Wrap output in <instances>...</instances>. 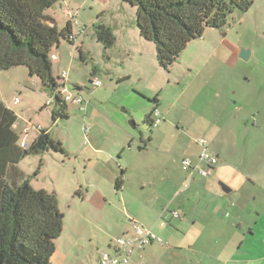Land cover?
I'll return each instance as SVG.
<instances>
[{"label":"rangeland","instance_id":"obj_1","mask_svg":"<svg viewBox=\"0 0 264 264\" xmlns=\"http://www.w3.org/2000/svg\"><path fill=\"white\" fill-rule=\"evenodd\" d=\"M89 4L94 8L86 5L81 10L70 6L73 12L71 19L74 18L75 30L78 32L75 34L76 45L83 46L88 59L81 57V50L76 49L75 45L66 40L61 42L67 56L62 70L69 71L66 91L72 96L78 94L73 79L85 84L87 92H92V95H88L93 99L86 103L88 111L86 108L81 111L70 106V118H62L55 123L52 117L55 105L50 104L55 99L44 90L38 77L31 76L26 67L0 72V100L17 114L15 130L21 139L24 140L28 132L26 140L31 142L36 134L39 135L37 128L41 127L51 131L53 138L60 141L67 151V155L54 151L32 155L21 161L19 167L32 179L34 188L59 193L68 222L76 213V205L72 204L69 210L68 201L74 202L75 190L81 182L94 177L86 164L88 148L92 144L106 143L119 146L124 141V133L114 120L124 121L136 139L140 140L142 134L148 140L154 137L153 146L162 153L159 156L148 155L146 159L161 162L162 165L168 162L172 173L181 175L183 172L175 154L183 153L185 142L205 135L203 118L214 117V113L224 110L226 106L225 97L223 94L218 96L215 84L226 81L236 86L238 93L233 88L229 95L232 99L229 111L235 109L237 100L241 101L243 118L250 116L252 119L257 108L264 111V92H261V87L252 77L256 70L264 79V48L257 44L256 59L243 61L239 55L237 59L233 57L235 50L245 48L240 45L241 40L244 43L255 39L263 41L264 0H254L253 7L243 19L242 14L236 12L223 29H208L202 38L188 45L169 70L159 65L155 45L141 36L135 7L124 0H91ZM62 5L65 9L69 6L68 2L56 3L60 15L64 12ZM93 24L106 25L112 29L116 38L114 47L106 49L99 42ZM59 68L60 61L54 62L56 77ZM94 71L103 86L97 88L91 83ZM208 83L209 87L206 86ZM157 104H160L161 114L163 112L166 116L161 132L160 128L153 127L147 121L148 114ZM132 121L136 128L132 127ZM179 125L181 129H178ZM233 142L232 147L231 143L223 142L227 144L225 147L230 148L227 149V159L232 166L253 170L257 168V165H253L255 161H264V126L252 132L244 131L241 136L237 133ZM119 150L121 152L122 149ZM126 157L133 158L128 153ZM245 157L249 163L243 166L241 162ZM249 164L252 165L248 167ZM223 184L226 185L225 182ZM163 240L162 244H158L160 248L172 246L165 238ZM199 242L192 247L186 244L179 251L184 264L223 262L219 256V251L223 250L221 245L216 241L212 244L204 240ZM252 245L255 251V243ZM254 251L253 254L257 255L258 252ZM156 253L162 259L160 264H173L176 261L170 251L161 248ZM223 254L227 259L231 256L228 251Z\"/></svg>","mask_w":264,"mask_h":264},{"label":"crops","instance_id":"obj_2","mask_svg":"<svg viewBox=\"0 0 264 264\" xmlns=\"http://www.w3.org/2000/svg\"><path fill=\"white\" fill-rule=\"evenodd\" d=\"M60 1L64 4L68 2L69 5L66 9L64 5L61 6L63 15L59 14L56 4L47 14L60 29L71 22L75 35L78 32L76 33L74 22L69 15H73L70 6L81 10L86 5L94 8L89 4L91 0H59L56 3ZM244 15L245 13H242L241 19ZM259 37L260 35L257 38ZM239 43L251 50L249 60L256 59L257 44L264 48V38L262 42L255 39L247 43L241 40ZM61 45L62 43L54 49L57 56L54 62L60 61L59 77L62 73H69L62 70L67 56ZM74 45L87 60L83 46L76 45V41ZM240 50L233 52L234 58H238ZM72 52L74 53V50ZM255 61L258 66V61ZM255 71L251 76L256 79L261 92H264V79ZM92 78L91 75V83ZM121 79L125 80L124 77ZM73 81L76 87H80L77 95H82L86 103L92 101L88 95H92V92H87L85 84L79 80ZM209 85L210 83L206 86ZM215 86L218 96L223 94L225 97L226 106L224 110L214 113V117L203 118L204 136L209 140L212 153L219 159L212 176L205 179L195 174V178L191 180L190 174L184 171L181 165V160L186 155L196 160L200 153V146L196 142L199 136L185 142L183 153L175 154L183 172L177 175L172 173L170 163L162 165L161 162H150L146 159L148 155L159 156L162 153L153 146L154 137L148 140L142 134L140 140L136 139L124 121L114 120L115 125L124 133V141L120 142L119 146L106 143L92 144L88 148L89 158L86 164L87 168L93 171L94 177L87 182H81L75 190L74 202L68 201L69 210L72 204L76 205V213L70 222L67 221V213L62 210L59 193L51 191L58 195L60 210L64 214V230L56 242V251L50 264H99L102 252L113 253L117 239L132 235L135 224L152 229L172 245L161 248L173 254L176 259L173 264H184L179 251H182L186 244L191 247L200 244V240L211 244L216 241L222 246L223 250L219 251V256L223 258V262L220 264H264V161H255L253 165H257V168L253 170H244L242 166L234 167L227 159V149L230 148L225 147L228 142L232 147L237 133L241 136L244 131L248 133L253 129L262 128L264 111L257 108L252 119L250 116L243 118L240 100H237L235 109L229 111L228 106L232 104L229 95L236 86L226 81ZM235 89L237 94L238 90ZM159 106L160 104H157L154 109H160ZM86 110H89L87 105ZM161 115L163 122L155 126L160 128L159 132L166 121L163 112ZM178 129H181V125ZM37 137L38 134L28 143L31 145ZM222 140L227 141V144H221ZM119 148L122 149L121 152ZM126 153L132 154L133 158L126 157ZM247 163L249 161L245 157L241 165ZM120 177L123 182L118 185ZM224 182L231 192L225 193L221 189L220 184ZM67 198L71 199V196ZM175 213L179 217H175ZM254 243L257 255L253 254ZM161 248L155 243L140 250L135 255L133 264H160L162 259L157 256L156 251ZM224 251L231 253L228 259L224 258Z\"/></svg>","mask_w":264,"mask_h":264},{"label":"trees","instance_id":"obj_3","mask_svg":"<svg viewBox=\"0 0 264 264\" xmlns=\"http://www.w3.org/2000/svg\"><path fill=\"white\" fill-rule=\"evenodd\" d=\"M124 2L137 9L140 34L155 45L158 63L166 70L208 29H223L236 12L246 13L254 5V0ZM55 4V0H0V72L26 67L31 76L38 77L55 99L50 104L55 105L52 117L56 123L71 115L62 95V78L54 74L52 55L62 40L72 45L75 41L71 22L60 29L47 14ZM95 33L106 49L114 47L111 28L95 25ZM81 57L85 59L82 52ZM153 111L147 121L155 127ZM17 122V114L0 100V264H50L64 230V214L58 195L34 188L19 164L32 155L49 151L67 155V151L44 129L28 149L22 148ZM122 182L120 177L118 185Z\"/></svg>","mask_w":264,"mask_h":264},{"label":"built area","instance_id":"obj_4","mask_svg":"<svg viewBox=\"0 0 264 264\" xmlns=\"http://www.w3.org/2000/svg\"><path fill=\"white\" fill-rule=\"evenodd\" d=\"M71 17L73 15L69 13ZM74 20V18L72 19ZM76 37L74 35V41ZM52 60H57L55 54L52 55ZM62 82L64 84L62 88V95L64 100L71 107H77L81 111H84L86 108V101L82 95L72 96L66 91V82L69 81L68 73H62L60 75ZM92 83L95 87L103 86V82L98 77L92 78ZM152 118L155 122V125H160L163 122V118L159 109H154ZM38 131L42 128L38 127ZM27 132L25 139L21 141V147L28 149L30 144L26 140ZM197 144L200 146V153L196 157V160L192 156H184L181 160V165L184 171L190 174L191 180L195 178V174L201 175L203 178L208 179L212 176L213 170L218 166L219 159L212 153L209 140L206 136H199L196 139ZM175 217H179L175 213ZM155 243L162 244L163 239L159 237L152 229H148L142 225H134V233L129 236H124L116 241V249L113 253L103 251L101 255V260L99 264H133L135 255L142 249L153 245ZM136 264H142L141 262H136Z\"/></svg>","mask_w":264,"mask_h":264},{"label":"water","instance_id":"obj_5","mask_svg":"<svg viewBox=\"0 0 264 264\" xmlns=\"http://www.w3.org/2000/svg\"><path fill=\"white\" fill-rule=\"evenodd\" d=\"M58 0H55V2H57ZM251 57V50L249 48H241L240 53H239V58L242 59L243 61H249ZM131 125L133 128H136V124L134 121L131 122ZM221 189L225 192V193H229L231 192V189L226 186L225 184H220Z\"/></svg>","mask_w":264,"mask_h":264}]
</instances>
